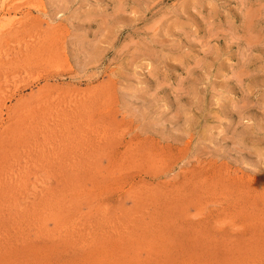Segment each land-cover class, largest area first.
<instances>
[{"label": "rangeland", "instance_id": "1", "mask_svg": "<svg viewBox=\"0 0 264 264\" xmlns=\"http://www.w3.org/2000/svg\"><path fill=\"white\" fill-rule=\"evenodd\" d=\"M0 264H264V0H0Z\"/></svg>", "mask_w": 264, "mask_h": 264}]
</instances>
